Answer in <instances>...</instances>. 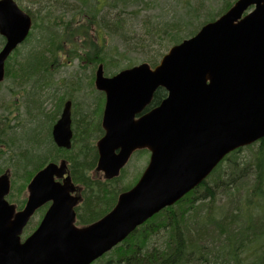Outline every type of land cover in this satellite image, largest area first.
Here are the masks:
<instances>
[{"label":"water","instance_id":"water-1","mask_svg":"<svg viewBox=\"0 0 264 264\" xmlns=\"http://www.w3.org/2000/svg\"><path fill=\"white\" fill-rule=\"evenodd\" d=\"M30 27V18L11 0L0 1V34L6 41L0 83L5 60ZM94 86L105 95L95 170L113 180L143 149L150 153L147 168L108 214L82 228L74 225L79 198L72 196L70 177L62 185L53 179L66 174L65 162L50 163L33 177L26 204L16 214L5 201L9 176L1 175L0 264H92L199 186L229 153L264 138V0H237L171 47L154 68L143 63L106 78L99 66ZM158 89L166 98L135 120ZM69 109L67 102L52 129L54 144L67 150ZM47 200L52 204L39 226L21 242L30 217Z\"/></svg>","mask_w":264,"mask_h":264},{"label":"trees","instance_id":"trees-1","mask_svg":"<svg viewBox=\"0 0 264 264\" xmlns=\"http://www.w3.org/2000/svg\"><path fill=\"white\" fill-rule=\"evenodd\" d=\"M63 1L65 3L66 0ZM95 1L98 0H74L79 7L71 10L73 13L65 9L62 15H58H69L66 22L51 12L36 18L35 24H40V32L45 33L46 42L42 50H33V57L29 58L33 64L30 72V76L33 74L34 77L32 92H26L27 80L19 81V77L11 79L22 90L20 96H25L27 116L18 119L16 127L11 129L10 121L3 117H8V111L15 110L16 104L14 100L0 104V174L5 167H10L15 176L25 175L22 178L24 189L30 180L29 172L37 171L48 159H54L58 152L51 141L49 148L41 141L46 134L48 136L53 122L49 115L51 111H47L45 105L54 107L57 104L59 109L64 100L74 102L75 112L79 113L75 116L77 123L73 128L76 141L69 151H64V156L71 181L81 197L76 209L77 226L90 225L106 215L114 207L121 190L117 187V179L104 181L94 175L97 162L94 141L102 135L101 112L85 120L86 113L78 103L81 86L71 81L76 76L70 77L69 82L63 80L66 86L63 95L58 97L53 93L50 89L53 83L46 78L48 59L43 50L50 46L51 59L56 65H64L60 61L61 53L80 59L84 66L101 63L107 69L112 60L104 47L106 36L116 38L124 45L123 52L115 54L117 58L126 60L127 53L140 54L154 67L157 63L154 56H160L161 43L167 41L173 46L194 36L204 24L225 13L236 0H229L232 2L225 4L222 11L209 15V19L203 20L196 28L189 18L185 22L179 20L178 23H165L152 28L146 26L140 38H136L135 33H124L126 19L111 24L104 17H99L102 10L96 9ZM143 3L144 0H112L111 8L125 10ZM181 31L186 32L182 34ZM53 32L58 34L55 40ZM88 82L92 86V76ZM163 96L164 90L158 89L152 104H158ZM100 100L104 102L103 97ZM245 149L250 153L242 165L238 167V163L233 161V166L222 168L224 162L235 156L239 149L227 156L198 188L152 217L150 222L115 248L109 257L103 256L94 264H264V138L256 146Z\"/></svg>","mask_w":264,"mask_h":264},{"label":"rangeland","instance_id":"rangeland-1","mask_svg":"<svg viewBox=\"0 0 264 264\" xmlns=\"http://www.w3.org/2000/svg\"><path fill=\"white\" fill-rule=\"evenodd\" d=\"M98 1H99V4L97 3ZM98 1L94 2L96 6L101 7L103 5L104 6L106 5L104 8L101 9L102 13L99 14V17H104L105 20L110 21L111 24L114 23L116 20L126 19V25L123 26L125 28L124 33H126L127 35H133L132 33H135L134 36L136 38H140L142 37V35H144L146 31V26H149V28H152L154 26L163 25L165 23H178L179 20H182L185 22L189 18H191V22L196 28L197 25L201 23L203 20L207 19L209 15L222 11L225 4L232 2L229 0H144L143 4H140L139 6L136 5L133 7H128L124 10L120 8L118 9L111 8L112 0H98ZM64 4H65L64 10L66 9V11L67 10L71 11L79 7L74 2V0H66ZM108 8L109 10H107ZM193 11L195 12L193 13V16H192L191 14ZM131 12H134V14L131 15ZM52 15L56 16L55 12H53ZM58 17H62L64 22H66L70 18L69 15L58 16ZM40 28L41 26L39 23H36L35 26H33V29L31 32L32 33L31 39L26 47H23L22 49H20L22 50V52H25L26 49L30 51L38 50V49L42 50L45 47L42 45L46 42L45 41L46 35L45 33L40 32L41 31ZM59 30L60 29H57V31ZM185 32L186 31H181L182 34H185ZM53 35H54L53 39L55 40L56 37H58V34L53 32ZM161 44H162V47L160 51V56L158 55L154 56L155 60H157V63L155 65L159 63L162 56L165 55L168 52V50L172 47V45H170L167 41ZM104 47L107 49V52L109 53L110 58L112 60L110 66H108L107 69L103 67L104 76L106 77L115 75L116 73H118L119 71L123 69H128L132 66H137L142 63H146L149 65V63L146 61V57L140 54L127 53L126 57L128 59L126 60L120 59L119 57L117 58L115 54L122 53L124 50V45L122 44V42H120L116 38L110 39L105 36ZM50 49H51L50 47H47L43 50L45 51L46 53L45 55L47 56L48 60H52L51 55L49 53ZM60 55L62 57V60L60 61L64 65L63 66L57 65L58 67L57 66L55 67L56 71H58L57 75L58 77L65 79L66 82L70 81V77L76 76L71 81L74 80V82L75 81L78 82V84L81 86V93H79L78 95V103L82 105L81 108L86 113L87 117L85 116V120L87 121L89 119L88 116H90V119H92L96 115L95 114L96 107L98 110L97 114L101 112L103 108V103L101 102L102 100H100L101 97L98 94V92L95 91L93 87V82H92V86L88 82L89 77L93 76V68H95V65L88 64L87 66H84L83 65L84 63L80 59H76L73 56L71 57L70 54L62 55L60 53ZM130 62H131L130 66L125 67L129 65ZM79 67L81 69H79ZM83 68L85 70H83ZM12 84L13 83L11 82V80L8 79V81L6 80L0 87V104L1 102H3L5 105V103L9 102L10 100H14L15 104L17 105L16 109L11 111L8 114L9 115L8 117L7 116L3 117V119L10 121L8 122V124L11 127V129L16 127L15 124L18 122V119H21V118L23 119V118H26L27 116V110H26L27 103L25 104L24 102L25 96L20 97V99H18V98H12L7 93V89L13 87ZM33 85H34L33 83H30L29 87L26 90L27 93H30V91L32 92ZM13 88L15 89V87ZM50 89H52V87H50ZM56 94L58 97L61 95V93H56ZM45 107H47L46 108L47 111H51L53 109L52 105H49V104H46ZM1 111L2 109L0 108V112ZM76 114H79V113L76 112ZM46 128H48V125L46 126ZM41 141L46 146L48 145V148H49L48 139L41 138ZM253 146H256V143L253 144ZM94 147H95V141H94ZM249 153H250L249 150H246L245 148L241 149L235 156L229 157L228 161L224 162L222 168L223 169L228 168L229 165L233 166V161L238 163V167H239L245 161H247V158L249 157L248 156ZM144 158L145 157L143 155L133 153V155L130 157L125 167L121 170L120 176L116 180L117 182L115 181L116 184H118L117 187L121 190V192L123 191V189L130 188L133 185H135V183H137L145 167ZM7 170H8V173L10 174V179H11V193L16 194V192L18 193L21 192L23 190L22 178L24 179L25 175L22 176L21 174H18V177L15 176L14 170L10 167H5L3 169V172ZM33 172L34 170H32V173ZM94 175H96L99 179L102 180V178L98 175V173H95ZM35 220L36 218L34 219V221ZM33 222L31 224H33ZM32 228L33 227H29L25 229L23 238L25 235L30 233ZM157 238L158 240H161L160 237H157ZM150 243H152V245L155 247L153 242H150ZM113 251L107 254V256L109 257V255L112 254Z\"/></svg>","mask_w":264,"mask_h":264},{"label":"flooded vegetation","instance_id":"flooded-vegetation-1","mask_svg":"<svg viewBox=\"0 0 264 264\" xmlns=\"http://www.w3.org/2000/svg\"><path fill=\"white\" fill-rule=\"evenodd\" d=\"M0 1H2V0H0ZM11 1L15 4V6L22 13H24L25 15H27L30 18L31 23H32V28L35 24L36 18L40 14L46 15L47 13L55 12L56 16L60 15V13L62 15L63 14L62 12H63L64 7H65L63 0L62 1L61 0H11ZM97 3L99 4V1ZM103 7H104V5L101 7L97 6L96 9L101 10ZM70 13H73V11H71ZM31 36H32V34H28V36L25 38L24 42L21 43L18 47H16L11 52V54L8 56V58L6 59V61L4 63L5 64L4 65V80L2 83H0V87L6 80H8V79L13 80L16 77H19V79H18L19 81L22 80L23 82H25L27 80V84L29 83L27 88L29 87L30 83L33 82V79H34L33 74H32V76H30V72L32 70L31 67L33 66V64H32V60H29V58L33 57V52L30 50H27V49L25 50V52H22V50H20L23 47H26L28 45V43L31 39ZM5 43H6L5 38L0 34V51L5 46ZM49 53H50V51H49ZM50 55H51V53H50ZM46 63L48 64L47 69H46V72H47L46 78H47V80H50L53 83V86H52L53 93H61V95H63L65 92L66 86L64 85V83H65V81H63L64 79L61 77H58V75H57L58 71H56V69H55V67L57 65L52 60H47ZM79 69H81V68L79 67ZM94 74H95V71H93L92 82L94 79ZM15 85H16V87H15ZM12 86L15 87V89L13 87L8 88L7 89L8 95L11 96L12 98H18V99L20 97H22V96H20V93H19L22 90L18 87V84L13 82ZM27 88H26V90H27ZM12 89H14V90H12ZM98 94L100 95V97L101 96L104 97V94L99 93V92H98ZM153 97H154V95H153ZM164 98H165V92H164V96L161 98V100L158 102V104H152V101H153V98H152V101L150 102V104L146 108H144V110L139 115H137L135 117V120L139 119L140 117L148 114L153 109H155L163 101ZM104 99H105V97H104ZM59 100L60 99H58V101ZM67 102L70 103V109H69L70 110V131H71V140H70L71 147H70V149L73 146V142L76 141V134H75V130L73 129L74 124L77 123L76 122L77 119L75 117L76 116V112H75L76 108L74 107V102H72L70 100H64L59 109L57 108V104H56V106L53 107V109L51 110L49 115L53 118V122L51 124L50 129H49L48 136H47V134H46V136H44V139H48L49 141L52 142V145L58 150V152H56L54 159H48L46 161V163H44V165H42L37 171H35L33 174L28 175V177H30V180L27 183L25 189H23L19 193L16 192V194L15 193L12 194L10 191L9 195L6 197V202L9 205H12L14 207V214L19 213L20 211L23 210V208L26 204L28 195H29V192L27 190V186L30 183V181L33 179V177L36 175L37 172L42 170L49 163H54L56 165H59L61 162H65V164H68L67 160L64 156L65 155L64 151H69L70 149L67 150L64 148H58L54 144L53 139H52V129L55 126V124L58 122V120L60 119L62 112L64 110V107H65ZM12 104H14V103H12ZM11 111L9 110L8 112H11ZM97 112H98V110L96 107V109H95L96 115H97ZM102 112H103V110L101 111V115H102ZM100 128L102 131V135H100L96 138L95 145H96L97 141L100 140L104 136V132H103L102 127H101V120H100ZM44 129H45V127H44ZM142 155L145 157L144 158L145 167H144L141 175L143 174V172L147 168L148 162H149V157H150V154L147 150H142ZM67 175H68V168L66 170V174H64L62 176V178H57L54 176V178H53L54 182L62 185L63 180ZM98 175L103 180V174L98 173ZM205 181L206 180H204V182ZM204 182H202V183H204ZM73 196L79 198L78 203H77L76 207L74 208V213L76 215V209L81 203V197H80L77 189L75 190V193L73 194ZM51 204H52V202L47 200V201L43 202V204H41L34 211L33 215L30 217L29 221L26 224V227L23 230V233L21 235V242H23L28 236H30V234H32L34 232V230L38 227L39 223L41 222V220L44 217L47 210L50 208ZM35 218H36V220L34 221ZM150 220H148L145 223L150 222ZM32 222H33V224H31ZM29 227H34L33 231L31 233L25 235L23 238L25 229L29 228ZM79 227H82V226H79ZM120 245H122V244H120Z\"/></svg>","mask_w":264,"mask_h":264},{"label":"bare ground","instance_id":"bare-ground-1","mask_svg":"<svg viewBox=\"0 0 264 264\" xmlns=\"http://www.w3.org/2000/svg\"><path fill=\"white\" fill-rule=\"evenodd\" d=\"M62 1V0H61ZM50 47V46H49ZM52 49H54V47L52 48ZM5 65V64H4ZM99 66H102V70H103V72H104V65L103 64H101V63H98L97 65H95V68H93V71H96L97 70V68L99 67ZM241 149V148H240ZM239 149H236V150H234L233 152H236V151H238ZM233 152H231V153H233ZM144 224H146V223H143L141 226H143ZM141 226H139V227H137L134 231H136V230H138ZM133 231V232H134ZM132 232V233H133Z\"/></svg>","mask_w":264,"mask_h":264}]
</instances>
